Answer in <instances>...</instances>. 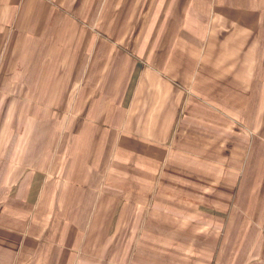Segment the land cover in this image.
<instances>
[{
  "label": "crops",
  "instance_id": "1",
  "mask_svg": "<svg viewBox=\"0 0 264 264\" xmlns=\"http://www.w3.org/2000/svg\"><path fill=\"white\" fill-rule=\"evenodd\" d=\"M0 264H264V0H0Z\"/></svg>",
  "mask_w": 264,
  "mask_h": 264
}]
</instances>
